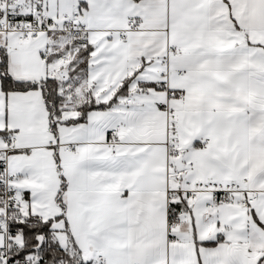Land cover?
Returning a JSON list of instances; mask_svg holds the SVG:
<instances>
[{"label":"snow or ice","instance_id":"6c2138e0","mask_svg":"<svg viewBox=\"0 0 264 264\" xmlns=\"http://www.w3.org/2000/svg\"><path fill=\"white\" fill-rule=\"evenodd\" d=\"M0 264H264V0H0Z\"/></svg>","mask_w":264,"mask_h":264}]
</instances>
